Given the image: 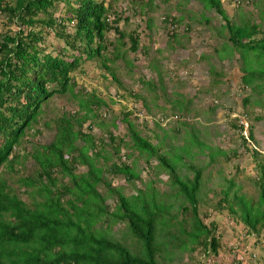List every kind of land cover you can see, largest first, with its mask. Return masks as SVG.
I'll use <instances>...</instances> for the list:
<instances>
[{"label": "trees", "instance_id": "obj_1", "mask_svg": "<svg viewBox=\"0 0 264 264\" xmlns=\"http://www.w3.org/2000/svg\"><path fill=\"white\" fill-rule=\"evenodd\" d=\"M191 1L202 5V22L194 14L185 24L182 16L166 14L164 31L176 42L169 47H185L187 33L179 35L181 25L190 31L195 18L207 26L210 22L202 14L214 10L224 23L220 30L214 28L217 40H224L215 55L218 60L236 56L241 62L240 88L251 90V96L244 94L241 100L248 136L243 135L241 120L230 121L236 139L229 152L201 140L197 130L183 121L193 112L191 99L180 92L167 94L159 59L149 65L157 81L138 79L147 95L123 86L117 63L122 61L129 75L132 64L126 54L140 50L146 55L149 48L140 45L136 29H121L130 17L123 18L116 6L127 3L131 16H147L154 0H0V23L6 28L0 30V264H171L184 253L189 263L200 264L193 253L215 258L223 250L219 224L210 219L213 213L227 214L231 222L244 226L245 237L263 244L264 155L251 142L254 123L264 119L253 106L264 108V100L250 98L264 91V4L254 15L244 9L250 2L232 0L237 10L234 20L221 0H179L175 7L185 10ZM145 27L151 29L150 18ZM50 34L62 42L59 48L47 42ZM85 62H94L103 70L102 77L126 91L118 92V97H132L149 113L151 106L163 111L162 121L175 117L181 127L171 130L168 139L183 128V145L169 142L165 133L159 138L155 130H150L153 136L141 135L132 111L123 108L116 115L96 90L76 89L74 74L83 72ZM207 63L210 79L205 92L220 100L225 69ZM53 98L71 102L75 109L53 107L49 116L44 106ZM162 99L170 108L159 105ZM110 103H114L111 98ZM119 122L126 129L122 136L113 132ZM142 125L146 129L148 120ZM155 127L160 128L159 121ZM44 130L49 132L46 142L34 141ZM152 139L157 143L152 144ZM122 149L128 152L122 154ZM204 151L208 164L200 168L194 159ZM242 152L255 161L254 176L242 175L252 181L255 193L247 197L242 185L236 187V173L241 172L236 165L234 175L223 179L209 198L203 190L207 168L216 164L218 156L226 164ZM138 160L156 178L166 173L169 191L162 192L153 180L130 195L123 193L124 186H113L118 177L127 184L142 181ZM181 169L191 177L181 174ZM118 225L126 229L120 240L111 235Z\"/></svg>", "mask_w": 264, "mask_h": 264}, {"label": "rangeland", "instance_id": "obj_2", "mask_svg": "<svg viewBox=\"0 0 264 264\" xmlns=\"http://www.w3.org/2000/svg\"><path fill=\"white\" fill-rule=\"evenodd\" d=\"M178 1L179 0H171L169 4H163L160 0H154L147 16H131L127 9V3H119L116 6V11L121 13L123 18L127 16L130 17L127 26L123 23L120 24L121 29H125L126 31L136 29L140 35V45L148 46L149 48L146 55L140 53V50L136 53L128 52L126 54L127 60L132 64L129 75H125V72L128 71V67H126L122 61L118 62L116 66L121 76H123V86L126 88L133 86L134 90L138 91L139 94L147 95V93L144 92V88L141 87V83L138 82V79L143 76L146 80L153 79L157 81V75L150 69L149 65L153 59H159V66L160 70L163 72V81L166 84L167 94L170 95L173 92H180L184 94V97L191 99L192 104L190 108L193 112L185 116L183 121L188 122V124L192 125V127L197 130L201 140H205L207 143H210V145L221 148L225 152H229V149L235 146L232 140L236 139L234 137L236 136L234 129L228 125L230 121L234 119L241 120L244 124L243 135L248 136L247 129L249 123L244 117L241 100L244 94L251 96V90L250 88H240L242 74L239 68L241 62L236 56L225 60H218L215 55L214 50L220 49L219 43L224 41L223 39L217 40L218 36L214 34V28L220 30V27L224 24L221 17L214 10H206L202 15L204 18L208 19L210 23L207 26L201 23L199 24L201 21L199 16L200 13H202V5L196 1H191L186 5L185 10H178L175 7ZM247 1L250 2L251 5L244 6V9L252 11L254 15L256 14L257 8L261 6V4H264V0ZM221 3L228 16L236 20V3L232 0H221ZM166 14L172 17L182 16L184 18V24L191 18V14L196 15V19L200 20L196 22L194 18L190 31H186L183 25H181L182 27L178 30L179 35L187 33L186 38L183 39L185 47H177L175 49L169 47L176 42L172 43L173 41L167 38L164 31L162 20ZM147 18L151 20L150 30L145 27ZM253 20L258 21L255 16ZM0 22L3 23L1 17ZM2 23H0V30L6 31ZM262 28L264 30V24ZM10 29L14 30L15 27L12 26ZM114 35V33H111L108 36L112 39ZM47 42H53L58 48L62 45L61 41L57 42L53 40L52 34L48 36ZM109 50H111V47H109ZM202 55L207 56L208 59H206V62L199 61L198 58ZM65 60L68 61L70 59L66 57ZM208 61L217 70L224 68L226 72L224 84L219 88L220 93H224V96L220 100L214 99L212 95L205 92L208 88L210 79L208 75ZM152 63L154 64V61ZM81 68L83 70L82 73L77 72L74 74L78 84L76 89L84 87L86 91L96 90L98 96L109 104L111 110L116 115H119L123 108L132 111L133 115L131 118L134 119V116H137L138 120L135 121L139 124L138 130L141 135L146 134L148 136H153V132L151 131L155 130L159 138L162 137V133H165L168 139V136H172L171 130L177 126L181 127V125L177 124L175 117L162 121L161 116L164 115L162 114L163 111L159 109H155L151 106L149 113L142 107L139 101H134L132 97L127 99L118 97L116 94L126 91L119 89L115 83L102 77L103 70L98 68L94 62H85ZM255 97L264 100V91H259L256 96L253 94L250 100L253 101ZM110 98L114 103H110ZM63 105H66L69 110L75 109V106L71 102L68 103L58 98H53L52 101L50 100L44 107L47 108L48 115L52 116L54 111L51 113V109L53 107L59 108V106ZM159 105L170 108L169 102L165 99L160 100ZM214 105H216V108L210 110ZM253 110L257 114H264V108L253 106ZM105 117L106 120H110L112 116L107 113ZM144 120H148V127L146 129H143L144 126L142 125ZM158 121L160 128L155 127V123ZM42 123L43 121H41V124ZM113 132L115 135L122 136L126 132L125 125L119 122L118 128ZM94 133L100 134V130L94 128ZM185 133L186 130L181 128L177 136L170 140L168 139V141L174 143L176 146L183 145L186 139ZM48 137L49 132L44 130L43 135L36 137L34 141L44 143ZM126 140H128V138H126ZM254 140V142H251L252 146L264 155V119L254 123ZM151 142L152 144H156L157 140L152 139ZM237 142L239 141L237 140ZM122 150V154L128 152L126 149ZM207 152L204 151V153L196 154L197 157L194 159V162L199 164L200 168H204L208 164ZM230 155L231 153H229V156ZM221 157L222 156H218L216 158V164L207 168L205 172L203 188L205 194L211 198L212 193L220 188L223 179H228L234 175L235 168L233 166L236 165H238L239 170H241L240 173H236V187L242 185L243 193L247 194V197L254 194L255 188L252 181L242 177V175L246 178H252L254 176L255 161L252 160L251 154H243V152L241 154L238 153L237 156H231V160L226 164L222 162ZM156 162V160H153L154 164H156ZM187 162H190L189 159H187ZM136 166L142 181L127 184L122 177H118L113 180V186H124L123 193L125 195H130L136 194L135 188L144 189L146 183L153 180L156 181L157 187L162 192L169 191L168 186L165 185L167 182L166 173H162L156 178L153 174L148 173L149 171L145 169V164L142 160H138ZM218 169H221L219 173H217ZM181 174H186L191 177V173L186 172L185 169H181ZM210 219H214L218 222L219 232L223 234L224 246L223 250H221L219 255L215 258H206L193 253V258L199 260L200 264H233V261L236 259L242 260V264H264V242L261 245L256 244L253 237H245L244 226L239 222H237L238 224L231 222L227 214L213 213ZM125 233V226L118 225L111 232V235H113L116 240H120ZM187 256L188 254L185 253L182 256L177 254V257L174 258V262L171 264H192L188 262Z\"/></svg>", "mask_w": 264, "mask_h": 264}]
</instances>
